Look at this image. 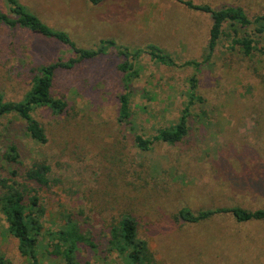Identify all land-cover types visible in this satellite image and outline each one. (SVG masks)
Instances as JSON below:
<instances>
[{
    "label": "rangeland",
    "instance_id": "1",
    "mask_svg": "<svg viewBox=\"0 0 264 264\" xmlns=\"http://www.w3.org/2000/svg\"><path fill=\"white\" fill-rule=\"evenodd\" d=\"M18 1L81 49L101 41L130 51L156 45L178 64L140 60L129 124L119 122L122 74L113 52L55 72L51 95L66 103L64 112L41 107L31 114L44 128L45 144L32 141L20 119L0 120L1 152L13 144L19 154L12 169L22 174L36 162L50 168L49 187L30 184L45 210L41 232L57 231L71 216L94 244L79 245V264H121L108 253L107 241L110 226L127 214L157 264H264V222L237 223L220 215L185 224L175 217L184 207L264 210V37L250 56L230 50L224 37L219 41L198 73L203 102L191 108L182 143L156 142L149 151L135 144L137 135L152 140L176 124L194 72L181 64L207 55L211 17L181 2L241 7L253 17L264 14V0ZM4 4L0 0V12H6ZM61 57H70L61 44L0 25V94L20 101L37 70ZM7 168L0 173L6 176ZM3 226L0 218V252L8 264H30ZM48 251L41 250L40 264H64Z\"/></svg>",
    "mask_w": 264,
    "mask_h": 264
},
{
    "label": "trees",
    "instance_id": "2",
    "mask_svg": "<svg viewBox=\"0 0 264 264\" xmlns=\"http://www.w3.org/2000/svg\"><path fill=\"white\" fill-rule=\"evenodd\" d=\"M6 12H0V25L10 29L26 30L44 39L54 41L66 47L70 53L68 58H58L53 63L42 66L32 78L31 87L20 101H5L0 94V120L7 117L20 119L25 124L26 135L35 143L47 142L44 128L32 118L35 109L45 107L52 114H62L66 103L51 95V89L57 70H70L86 61L95 60L113 52L119 59L117 70L122 74L123 93L119 101V122L130 123L132 83L139 78L138 63L142 58L168 68H176L178 64L163 49L156 45H148L143 49L130 51L127 47L114 48L112 41H101L93 49H81L71 38L62 31H57L44 24L35 14L29 11L18 0H2ZM93 5L102 0H88ZM185 7L210 15L212 26L209 33L207 55L202 62L185 61L181 67L193 69L188 79L189 86L187 100L174 126L160 129L152 140L135 137L136 147L142 151H149L156 142L168 145L182 143L189 133L190 110L203 100L197 94V76L202 65L212 57L219 41L224 37L232 51L238 49L243 56H250L255 50L257 40L264 37V14L249 17L241 7H223L212 9L208 5H195L191 1L181 2ZM228 30H226V28ZM113 47V50H110ZM19 154L15 145H10L3 153L0 149V169L8 166L6 176L0 173V218L4 222L3 230L18 243L20 255L30 264H40L41 250L48 248V255L63 261L64 264H79L76 252L79 245L94 248L89 233H83L78 223L71 217L65 216L64 224L54 232L42 233V219L45 210L39 204L34 189L30 184L39 188L49 187V166L41 162L33 163L19 174L11 166L19 164ZM27 198V203L25 200ZM230 215L235 222L251 221L264 222V210L250 211L240 207H221L192 211L182 208L176 214V220L185 224H198L215 216ZM47 241V244H43ZM46 245V246H44ZM107 251L115 254L121 264H157L146 241L139 239L137 224L133 217L123 214L119 221L110 226ZM0 264H8L0 252ZM88 264V263H86Z\"/></svg>",
    "mask_w": 264,
    "mask_h": 264
}]
</instances>
